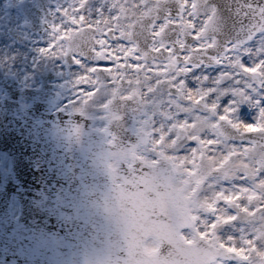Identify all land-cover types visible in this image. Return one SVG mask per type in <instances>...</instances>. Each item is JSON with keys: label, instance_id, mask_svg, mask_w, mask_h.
I'll return each mask as SVG.
<instances>
[{"label": "snow or ice", "instance_id": "snow-or-ice-1", "mask_svg": "<svg viewBox=\"0 0 264 264\" xmlns=\"http://www.w3.org/2000/svg\"><path fill=\"white\" fill-rule=\"evenodd\" d=\"M51 16L40 53L79 68L70 107L185 166L216 264H264L249 254L264 228V0H69Z\"/></svg>", "mask_w": 264, "mask_h": 264}, {"label": "water", "instance_id": "water-1", "mask_svg": "<svg viewBox=\"0 0 264 264\" xmlns=\"http://www.w3.org/2000/svg\"><path fill=\"white\" fill-rule=\"evenodd\" d=\"M2 118L8 121L0 150L11 156L13 170L2 193L16 195L20 213L13 219L10 205L0 209V264L214 260L204 243L182 241L181 231L193 223L186 200L172 187L169 164L112 169L107 163L112 151L90 146L72 127L52 129L50 139L29 138L25 127L5 113ZM150 237L159 243L153 255L145 251Z\"/></svg>", "mask_w": 264, "mask_h": 264}, {"label": "flooded vegetation", "instance_id": "flooded-vegetation-1", "mask_svg": "<svg viewBox=\"0 0 264 264\" xmlns=\"http://www.w3.org/2000/svg\"><path fill=\"white\" fill-rule=\"evenodd\" d=\"M2 2L7 4L2 5ZM69 0H0V101H10L2 111L15 124L25 126L31 137L51 138L52 129L72 127L84 131L94 147L108 148L126 158H111V165L132 166L144 162L156 165L172 161L141 148L130 147L129 142L117 135H104L100 129L105 121L99 119L102 112L89 109L85 115L70 107L76 98L72 82L79 68L71 60L47 59L40 50L49 46L51 13L57 7L66 6ZM2 8V9H1ZM55 50V49H53ZM86 86H81V89ZM29 111L26 113V110ZM8 121L0 119V127ZM1 129V128H0ZM1 199L0 204L6 202ZM12 207L17 208L13 197ZM243 214H241L242 216ZM264 234L258 241L252 239L249 254L264 253ZM214 241L215 238H212ZM199 239H193V243ZM189 242V241H187ZM191 243V242H190ZM240 246L241 242H236ZM212 264H216V261Z\"/></svg>", "mask_w": 264, "mask_h": 264}, {"label": "rangeland", "instance_id": "rangeland-1", "mask_svg": "<svg viewBox=\"0 0 264 264\" xmlns=\"http://www.w3.org/2000/svg\"><path fill=\"white\" fill-rule=\"evenodd\" d=\"M2 9V8H1ZM4 155L0 153V163L6 162L3 166L5 171L9 170V164L7 160H4ZM185 166L177 165L175 167V179L173 182V186L176 191H179L183 194V196L187 199L189 203V210L191 216L196 221L195 230H191L184 233V238L188 241H193V239H202L200 235L201 228L203 227L204 222L201 220L202 215L205 211V202L202 198L201 191L198 185H194L192 182L191 176L185 175ZM241 221H250L252 218L245 216L244 214L240 217ZM206 230V229H205ZM261 234H264V228H261L256 236H253L252 239L258 241V238ZM212 238L217 239L214 235ZM264 241V238H262ZM156 247V242L154 240H150L146 244V250L148 252H152Z\"/></svg>", "mask_w": 264, "mask_h": 264}]
</instances>
